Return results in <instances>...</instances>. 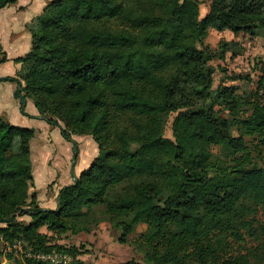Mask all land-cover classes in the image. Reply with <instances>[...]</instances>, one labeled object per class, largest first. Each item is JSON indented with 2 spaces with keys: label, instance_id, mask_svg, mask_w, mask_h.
Here are the masks:
<instances>
[{
  "label": "trees",
  "instance_id": "16d2710c",
  "mask_svg": "<svg viewBox=\"0 0 264 264\" xmlns=\"http://www.w3.org/2000/svg\"><path fill=\"white\" fill-rule=\"evenodd\" d=\"M16 1L0 0V10ZM209 28L264 35V0H212L204 16L199 0H51L27 24L31 49L5 80L22 85L15 96L31 98L50 123L64 121L65 138L91 135L99 154L60 189L57 206L44 210L31 156L37 130L0 114L1 246L20 240L23 250L67 252L69 264H92L77 258L80 247L41 229L60 237L109 222L124 243L144 223L134 244L147 264L264 262V165L251 160L244 138L254 136L264 153V107L257 98L240 114L235 85L212 88L215 54L198 46ZM220 43L224 58L229 43ZM173 112L171 139L164 129ZM231 120L243 130L238 135ZM212 145L246 155L217 167ZM23 215L31 219L20 221ZM246 235L254 245L234 254L231 239L242 243ZM35 254L25 264H49Z\"/></svg>",
  "mask_w": 264,
  "mask_h": 264
},
{
  "label": "rangeland",
  "instance_id": "374dc122",
  "mask_svg": "<svg viewBox=\"0 0 264 264\" xmlns=\"http://www.w3.org/2000/svg\"><path fill=\"white\" fill-rule=\"evenodd\" d=\"M22 1V0H20ZM201 8V16L209 10L212 0H199ZM1 28V22H0ZM229 43V49L225 51L224 58L221 57L222 47L220 42ZM230 41V42H228ZM235 43V44H233ZM199 47H208L211 49L215 57L211 60L210 64L214 69V82L212 85L213 89H216L221 83L235 85L237 91L243 101L240 114L250 113L253 103L257 101V87L260 82L264 79V70L262 63L264 62V35H259L256 37H250L248 34L240 32L234 35L229 30L217 31L215 28H209L208 35L203 38L201 43H198ZM8 66V65H7ZM6 66V68H7ZM11 66L9 71L10 74L16 72L17 66L14 64ZM16 67V68H15ZM224 69V70H223ZM20 70V69H19ZM18 70V71H19ZM17 71V72H18ZM6 72L4 68H0V74ZM22 75V73H21ZM240 75V78L230 79L228 77H234ZM12 85L9 81L0 80V110H4L7 114V118H11L13 113L19 115L32 114L36 111L34 101L29 98L24 106L21 105L20 99L15 96L16 89H12ZM209 100L207 103L198 104V106L192 107L193 109L199 107L200 105L209 106ZM215 112H220L227 118H230L228 111L220 105L213 106ZM32 112V113H31ZM1 114V113H0ZM176 112L170 115V118L165 126L164 135L168 138L174 139L173 133V120ZM44 116V115H42ZM12 120V119H11ZM61 128L65 127V123L62 120H57ZM232 121L233 134L238 135L243 130L237 121ZM15 125H20L17 121H13ZM29 127V126H25ZM76 136H85L72 134L71 139L78 141ZM244 138L247 140L248 148L247 154L250 155L251 160L254 163L264 165V153L260 152L259 146L256 145V138L254 136L245 134ZM83 142L81 144V149L76 155L75 163L72 162L71 167L67 165L65 160L66 146H70L73 152V143L70 139L65 138L59 131L58 128L53 127L51 130H43L40 134V140L43 145L35 142L33 147V156L37 159V154L41 153L44 157V165H41L42 173L36 172L37 186L39 189V196H44L51 187L52 184L56 183L57 177H62L63 170L67 169L66 178L69 181H73L71 175L72 166H74L75 172L82 165V159L86 158L89 160V165H91L94 158L99 154V147L97 142L91 135H87V139L80 138ZM78 143V142H77ZM17 145L19 146V141L17 140ZM133 149L137 148V145H132ZM214 156L212 158L213 163L217 167H227L234 164L235 157H243L246 154L239 153L237 155H229L219 145H212L211 147ZM41 151V152H40ZM80 153V154H79ZM79 158V161H77ZM37 162V161H36ZM77 162V163H76ZM77 164V165H76ZM37 168V164H34ZM49 170L50 173L44 170ZM45 175V184H42L39 180V176ZM103 205H99L97 209H104ZM259 217L264 219V214L260 213ZM18 219L23 222H28L31 217L28 215L18 216ZM147 226L144 223H140L136 226L135 230L128 235L127 242H121L120 237L122 231L114 227L109 222H102L101 224H95L92 226L91 230L88 232L71 233L67 232L62 234L60 237H56L53 232L49 231L46 227L41 230L47 232L48 235L52 236L54 241L66 247L77 246L80 247V253L77 258L85 262L92 264H114L120 261H126L130 259H136L145 264L144 253L139 250L134 244V240L139 239L142 234L146 231ZM231 244L233 248V253L236 254L240 250L245 252V249L252 247L254 242L250 240L249 236L246 235L245 242L238 243L231 239ZM2 244V243H0ZM246 246V247H245ZM0 247H2L0 245ZM0 248V260L9 261L11 257L13 264H25L24 256H31L38 252H33L29 248L26 250H18V252L13 251L14 255L8 254L11 251H1ZM42 253V252H40ZM260 264H264L260 263Z\"/></svg>",
  "mask_w": 264,
  "mask_h": 264
},
{
  "label": "crops",
  "instance_id": "0c3cea01",
  "mask_svg": "<svg viewBox=\"0 0 264 264\" xmlns=\"http://www.w3.org/2000/svg\"><path fill=\"white\" fill-rule=\"evenodd\" d=\"M51 0H17L14 3H11L7 5L6 7L2 8L0 10V22H1V28H0V58L6 57V61L0 64V68H4L6 72H3L0 74V77H6V76H14L16 75L17 71L21 68V63L16 61V58L25 55L28 53L31 49V33L27 29V24L31 22V20L38 14L42 12L44 7L50 2ZM208 12V11H207ZM206 14V13H205ZM218 31V30H217ZM226 31V30H225ZM231 32V31H230ZM233 33V32H232ZM234 34V33H233ZM236 35V34H234ZM11 64H14L17 66L16 72L10 74L9 69ZM8 65V66H7ZM7 66V68H6ZM16 68V67H15ZM12 85V89H18V84L9 81ZM16 93V91H15ZM29 98H27V101ZM21 102V100H20ZM22 105V103H21ZM35 105V104H34ZM36 107V106H35ZM1 115L8 120L10 123H14L13 121H17L20 125L34 127L37 130V134L35 138H33L31 142V156H32V162H33V174H34V180L36 185V190L39 193V189L37 186V178H36V172L42 173L41 165H44V157L43 154L39 153L37 154V159L33 156V147L35 142L40 143L43 145V142L40 140V134L43 130H51L53 127H56L59 129L60 133L62 134L61 126L57 123H50L49 121H46L42 118H39L41 115L36 107V111H34L32 114H25V115H19L17 113H13L11 115V118H7V114H5L4 110H0ZM7 115V116H6ZM9 117V116H8ZM12 119V120H11ZM63 135V134H62ZM78 139V148L79 152L81 149V144H83L82 140L80 138H84V140L87 139V135L85 136H76ZM71 143L70 146H66V156L65 160L67 161V165L71 167L72 159L74 157V152L71 151ZM99 150V149H98ZM41 152V151H40ZM80 154V153H79ZM37 161V162H36ZM77 161H79V158H77ZM37 164V168H35L34 164ZM77 163V162H76ZM89 160L86 158L82 159V165L79 169L76 170V174L79 177L82 171L87 169L89 165ZM77 165V164H76ZM67 169L68 167L63 170L62 177H57L56 183L52 184L49 188V191L44 196L38 195L39 204L43 208H55L57 206V198L59 191L62 187L65 185H69L73 183V181H69L67 176ZM48 174L50 173L49 170H46ZM46 176L42 175L39 176V180L42 184H45Z\"/></svg>",
  "mask_w": 264,
  "mask_h": 264
},
{
  "label": "built area",
  "instance_id": "2783aa9c",
  "mask_svg": "<svg viewBox=\"0 0 264 264\" xmlns=\"http://www.w3.org/2000/svg\"><path fill=\"white\" fill-rule=\"evenodd\" d=\"M257 98L261 106L264 107V79L257 87ZM1 249L2 251L18 252V250H22V242L20 240L15 241L13 244L7 242L2 246ZM35 256L38 259L49 264H69L73 259L71 254L62 251L59 252L56 250H53L51 252L37 253L35 254Z\"/></svg>",
  "mask_w": 264,
  "mask_h": 264
},
{
  "label": "water",
  "instance_id": "95a60500",
  "mask_svg": "<svg viewBox=\"0 0 264 264\" xmlns=\"http://www.w3.org/2000/svg\"><path fill=\"white\" fill-rule=\"evenodd\" d=\"M0 80H5V77H0ZM18 88L21 89V88H22V85L19 84ZM19 99L21 100L22 106H24V105L26 104V98L24 97V95H21V96L19 97ZM39 118H42V119H44V120H46V121H49V119H48L47 116H42V115H40ZM54 123H55V122H54ZM69 139H70V140L72 141V143H73L74 157H73V159H72V162L75 163V161H76V155H77V152H78V143H77V141L74 140V139H71V138H69ZM71 175H72V177H73V182H77V180H78V176H77V174H76V172H75L74 166H72ZM60 200H61V197L58 196V198H57V202L59 203ZM43 209L45 210V209H48V208H43ZM5 264H12V263H11L10 261H6Z\"/></svg>",
  "mask_w": 264,
  "mask_h": 264
}]
</instances>
